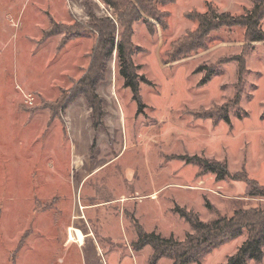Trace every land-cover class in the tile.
Here are the masks:
<instances>
[{
	"label": "rangeland",
	"instance_id": "1",
	"mask_svg": "<svg viewBox=\"0 0 264 264\" xmlns=\"http://www.w3.org/2000/svg\"><path fill=\"white\" fill-rule=\"evenodd\" d=\"M207 2L236 20L253 19L264 32V6L252 0H176L161 8L169 11L168 26L155 24L154 33L136 21L132 59L151 81L139 85L146 107L138 113L115 51L96 87L104 124L92 120L90 127L84 95L68 98L98 44L89 12L112 16L113 9L102 0H0V264H150L151 247H133L139 227L184 239L191 228L176 206L211 220L249 203L245 181H218L178 158L220 160L231 174L264 184V41L251 42L236 22L208 48L165 62L172 43L197 27L186 13L207 11ZM51 29L57 32L45 35ZM206 69L215 73L199 85ZM239 88L231 124L207 117L232 105ZM25 94L35 97L33 105ZM80 115L85 133L72 139ZM245 238L215 249L202 264H225ZM249 264H264V257Z\"/></svg>",
	"mask_w": 264,
	"mask_h": 264
},
{
	"label": "trees",
	"instance_id": "2",
	"mask_svg": "<svg viewBox=\"0 0 264 264\" xmlns=\"http://www.w3.org/2000/svg\"><path fill=\"white\" fill-rule=\"evenodd\" d=\"M109 8L113 9L112 16L98 17L90 11V18L93 28L98 32L99 39L97 48L93 55L91 67L87 73L79 80L78 85L73 88L68 102L74 100L79 95H84L89 107L93 125H102L104 115V99L97 92V85L105 79L106 63L117 52L118 73L124 80V86L132 91V98L138 106V113H142L146 104L143 102L139 85L143 81L151 85V81L144 75H140L138 70L141 65L135 64L131 49V37L133 35V24L142 20L150 33H154L155 24L162 28H167V17L169 11L161 10L162 7L171 5L176 0H102ZM255 6H264V0H252ZM207 11L191 10L186 13L187 18L196 22L197 27L188 31L184 37L173 42L166 52L165 62L171 63L190 57L200 50L208 48L215 36L226 27H230L236 22L246 26V36L251 42L264 41V32H258L257 22L253 19L241 21L236 20L229 14L218 13L207 2ZM256 12V10H255ZM55 26L58 23H54ZM120 29L121 38L116 39V30ZM54 32L49 30L45 35ZM216 34V35H215ZM245 60L239 63V81L245 74ZM206 73L199 80V85L206 84L215 71L206 69ZM242 91L239 88L235 97L230 101L232 105L217 107L208 113L207 117L215 123L224 121L231 124L230 112L236 108L240 102ZM178 158L187 163L196 164L200 173H212L216 180L233 178L245 181L248 186L247 198L249 203L241 205L234 210L231 215H218L211 220H202L197 212L185 207L176 206L175 212L183 218L191 230L188 231L184 239H177L174 236L164 237L156 232H147L142 227L138 228L137 239L133 243L135 250H141L150 246L152 254L150 264L167 258L172 264H202L203 259L231 240L246 234V238L237 251L228 257L225 264H249L250 261L261 262L264 257V184H260L247 174H231L225 162L216 159H208L201 156H184ZM252 200H257L252 204ZM211 208V204H207ZM84 242V240H83Z\"/></svg>",
	"mask_w": 264,
	"mask_h": 264
},
{
	"label": "crops",
	"instance_id": "3",
	"mask_svg": "<svg viewBox=\"0 0 264 264\" xmlns=\"http://www.w3.org/2000/svg\"><path fill=\"white\" fill-rule=\"evenodd\" d=\"M106 16V15H105ZM102 97V96H101ZM103 98V97H102ZM104 99V98H103ZM86 102V109H85V114H86V117H90L91 118V120H90V127L92 126V115H91V108H89L88 107V105H87V101H85ZM85 104V103H84ZM104 111H105V109H104ZM84 115V114H83ZM82 115H80L79 116V118H80V120H79V122H77V124H76V126H75V131L73 132L72 131V129H70L69 131H70V136H71V138L73 139L74 137L72 136L73 135V133L75 134V138H77V135H82L83 133H85V127L84 126H82L83 124H82ZM103 121V120H102ZM102 124H104V121H103V123ZM72 127V126H71ZM69 128H70V126H69ZM77 131H78V134H77ZM81 138H84L83 136L81 137ZM74 152H77V147H76V149H75V151ZM91 172H87L86 174H84V176H83V178H87V176L90 174ZM82 178V179H83ZM85 208H87V206L85 207ZM72 229H74V231H75V233H76V230L77 229H79V228H72ZM83 233V232H82ZM71 235H72V232H71V234H70V238H71ZM73 236V235H72ZM76 237H77V241L81 244L82 242H83V240H84V234H83V239L82 240H80L79 239V237H78V235H77V233H76ZM73 238V237H72Z\"/></svg>",
	"mask_w": 264,
	"mask_h": 264
},
{
	"label": "built area",
	"instance_id": "4",
	"mask_svg": "<svg viewBox=\"0 0 264 264\" xmlns=\"http://www.w3.org/2000/svg\"><path fill=\"white\" fill-rule=\"evenodd\" d=\"M25 96H26V102L29 105H33L35 101V97L32 94H25Z\"/></svg>",
	"mask_w": 264,
	"mask_h": 264
},
{
	"label": "bare ground",
	"instance_id": "5",
	"mask_svg": "<svg viewBox=\"0 0 264 264\" xmlns=\"http://www.w3.org/2000/svg\"><path fill=\"white\" fill-rule=\"evenodd\" d=\"M76 233H77L79 239L82 240V239H83V233H82V231H81L80 229H77V230H76ZM72 237H73V236L71 235V238H72Z\"/></svg>",
	"mask_w": 264,
	"mask_h": 264
}]
</instances>
